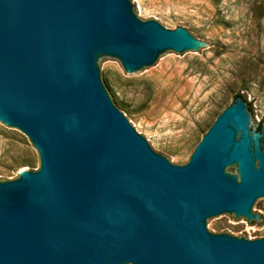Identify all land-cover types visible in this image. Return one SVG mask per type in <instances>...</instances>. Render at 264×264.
Listing matches in <instances>:
<instances>
[{"label":"water","instance_id":"95a60500","mask_svg":"<svg viewBox=\"0 0 264 264\" xmlns=\"http://www.w3.org/2000/svg\"><path fill=\"white\" fill-rule=\"evenodd\" d=\"M200 49L185 28L141 20L131 0H0V125L39 156L0 181V264H264V237L211 225L254 222L264 200L242 97L177 165L136 132L99 71L119 60L141 76Z\"/></svg>","mask_w":264,"mask_h":264},{"label":"rangeland","instance_id":"374dc122","mask_svg":"<svg viewBox=\"0 0 264 264\" xmlns=\"http://www.w3.org/2000/svg\"><path fill=\"white\" fill-rule=\"evenodd\" d=\"M131 1L141 20L185 28L201 48L194 54L172 51L156 71L141 76L126 72L119 60L99 70L136 132L182 165L216 116L241 95L254 124L250 133L264 151V0ZM38 167L29 139L0 125V181ZM211 225L213 233L264 237V200L254 222L218 218Z\"/></svg>","mask_w":264,"mask_h":264},{"label":"trees","instance_id":"16d2710c","mask_svg":"<svg viewBox=\"0 0 264 264\" xmlns=\"http://www.w3.org/2000/svg\"><path fill=\"white\" fill-rule=\"evenodd\" d=\"M238 96H241V95H238ZM243 100L245 101V98H243ZM259 128V127H258Z\"/></svg>","mask_w":264,"mask_h":264}]
</instances>
